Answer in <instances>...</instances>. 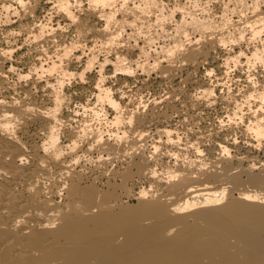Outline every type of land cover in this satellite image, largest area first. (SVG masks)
Here are the masks:
<instances>
[{"label": "bare ground", "instance_id": "1", "mask_svg": "<svg viewBox=\"0 0 264 264\" xmlns=\"http://www.w3.org/2000/svg\"><path fill=\"white\" fill-rule=\"evenodd\" d=\"M36 1L0 0L7 25L31 19L0 36V264H264V0H45V21ZM210 3L219 12L207 14ZM64 28L82 40L66 42ZM27 43L37 57L19 69ZM204 64L210 84L181 79L196 86L188 108L210 109L233 72L245 85L219 97L216 129L192 128L185 141L159 127L174 94L143 113L142 100L128 108L124 87L107 84L138 71L173 81ZM92 70L94 101L80 106L106 130L63 115L65 90L89 84Z\"/></svg>", "mask_w": 264, "mask_h": 264}, {"label": "rangeland", "instance_id": "2", "mask_svg": "<svg viewBox=\"0 0 264 264\" xmlns=\"http://www.w3.org/2000/svg\"><path fill=\"white\" fill-rule=\"evenodd\" d=\"M164 3H169V5H172L173 3H177L178 1V4L182 6L184 5L186 8H190V4L193 2L192 0H163ZM168 1V2H167ZM196 4H203V0H199L201 1V3L196 0ZM46 1L45 0H38L36 1L35 3V8H34V13H33V17L34 18H38L40 19L41 21H45L48 19L49 15L47 14L46 11H48V7L50 6V4L48 3H45ZM189 2V3H188ZM40 5V6H39ZM210 5V6H209ZM215 5V6H214ZM209 8H208V7ZM213 6L215 7V9L213 8ZM219 5L217 4H206V13L208 11V9H210L209 15L211 14H214V13H217L219 12L218 7ZM212 8V9H211ZM217 8V9H216ZM217 10V11H216ZM215 11V12H214ZM214 12V13H213ZM2 13V14H1ZM198 15L200 13L196 12ZM4 13L1 11L0 9V36L1 37H4V34L5 32L4 31H7L10 27H17L19 25V23H23V22H27L28 20L30 21L31 19L29 18L28 20H23L22 22V19L21 20H17V19H14L15 20V23L13 22L12 25H7L5 22H4V18H3V15ZM79 17H82L83 14L79 13ZM3 15V16H2ZM35 15V16H34ZM32 17V19H33ZM55 18V19H54ZM54 20L53 21H56V20H61L58 16H54ZM3 20V22L5 23V26H4V23L2 24L1 21ZM18 21V22H17ZM28 21V22H29ZM92 21L88 22L89 24L87 25H96V23H91ZM64 22H61V25H64L63 24ZM7 30H6V29ZM69 30V31H68ZM90 37V35H87ZM22 37V36H21ZM87 37V38H89ZM23 38V37H22ZM62 38L64 40H66V42H69L73 39L77 40L79 39L78 37H76V34L73 32L72 29H63V32H62ZM86 38V39H87ZM21 40V39H20ZM74 40V41H75ZM80 41L82 39H79ZM162 40H158L156 41V43L153 45V49L155 47L160 46ZM157 44V45H156ZM156 45V46H155ZM32 47V50L30 48ZM151 48V49H152ZM34 45L30 43H27L25 44L24 46H21V45H18L17 46V49L18 51H16V57L17 56H20L21 54H23L22 56V61L20 63V66L18 67L19 69L23 68V67H28V66H31V64H33V62H35L36 60V52L34 51ZM214 56H218V54H213ZM24 57V58H23ZM135 58V57H133ZM28 59V60H27ZM220 60V59H219ZM23 63V65H22ZM80 66V67H79ZM82 63H78V62H73L71 64V68L72 69H75V70H80L82 67ZM203 65H201V68L200 70H197L195 72V70L193 71V68L190 67L189 65H184L182 70L180 72L177 73V75L175 76V79L173 81H166V80H163L161 79L160 77L156 76V73H152L150 74L149 76L147 75H142L140 74L139 75V72L138 71V74L135 76V77H132V78H124V77H116V76H113L110 80L107 81V84L110 85L114 90H116L118 87L120 86H123L124 87V90L125 92L128 94V96L126 98H124L125 101H127V106L128 108H132L133 106L131 104L133 103H136L138 101H141L143 102V105L144 106V109H143V113H148L150 112L149 110L152 109V106L150 107L151 103L154 99H159L161 97V99H164L168 93L169 94H174L173 96V102L172 104L170 105V107H167L165 106L164 104H162L161 106H159V110L163 113L166 114V116L170 115V118L168 117L167 120H165L164 122L162 123H157L159 124V127H163V126H166V127H171L173 128L175 131L177 130V133L179 135V137L181 138V140L185 141L186 139L191 138V132H188L190 131L192 128L194 129L195 133H197V135L199 133H201V131L203 132L204 129H205V134L211 132L213 129H216V124L219 120V117L220 116H223L224 114L222 113V111L220 112V101H219V97L220 96H227L228 98H230L231 96L230 95H234V94H237L238 91L239 92H242L243 91V84L241 81H239V78H236L239 74L238 72H233L231 73V76L233 75V77H231V80L229 81L230 83L227 84V90L224 91L223 89H217V91H215V95L217 96V101L215 103V105H213L210 109L208 110H202V109H193L191 108V106L188 108V104H184V101L186 100V95L188 94H192L195 92L194 89H196V86L194 85H188V84H182V78L188 76L190 77L191 79L193 80H203L205 82V84L209 83V80H214L212 78V75H210L209 77L207 76H202V73H203V68H208V65L207 64H204V66L202 67ZM187 71H186V69ZM108 71H111V67H108L107 68ZM180 74V75H179ZM88 79L87 81L89 82L88 83H85L83 85H77V84H71L66 90L65 92H67V94H69V96L71 95V100L72 102L70 103L69 106L65 107L63 109V115L66 117V119H70L71 121L69 122L70 126H80V124H83V123H87L89 125H92L91 128H102L104 130H106V128L108 129L109 125H105V121L102 120V117H101V120H93V117L91 114H85L83 113V108L81 105L87 103V102H90V104H93V95L91 93V83L93 82V79L96 77V71L92 70L91 73L88 74ZM91 77V78H90ZM93 77V78H92ZM143 77V78H142ZM181 77V78H179ZM204 77V78H203ZM201 78V79H200ZM138 79V80H137ZM143 79V80H142ZM180 79V81H179ZM237 79V80H236ZM207 80V81H206ZM234 82H233V81ZM86 81V82H87ZM110 81V82H109ZM143 81V82H142ZM180 83H179V82ZM238 81V82H237ZM114 82V83H113ZM233 82V83H232ZM112 84V85H111ZM122 84V85H121ZM180 84V85H179ZM135 85V86H134ZM239 85V86H238ZM88 86V87H86ZM230 86V87H229ZM141 87L142 88V91H141V94L138 92L137 93V89ZM193 87V88H191ZM228 87L231 89L229 91ZM174 88V89H173ZM180 88V90H179ZM242 88V89H240ZM70 89V90H69ZM90 89V90H89ZM175 89H178V91H176ZM240 89V90H238ZM131 90V91H130ZM174 93H173V91ZM182 90V91H181ZM238 90V91H237ZM71 91V92H70ZM180 91L182 92L180 95H178L177 93ZM232 91V92H231ZM171 92V93H170ZM177 92V93H176ZM227 92H229V94H227ZM231 92V93H230ZM135 93V94H134ZM226 93V95H225ZM233 93V94H232ZM139 94V95H138ZM177 94V95H176ZM115 96L116 97H119L120 94H117L116 95V92H115ZM129 98V99H128ZM142 98V99H141ZM132 99V100H130ZM152 99V100H151ZM133 102V103H131ZM129 101V102H128ZM135 101V102H134ZM148 101V102H147ZM187 101V100H186ZM185 101V103H187ZM182 102V103H181ZM181 103V104H180ZM218 104V105H217ZM125 106V105H123ZM174 106V107H173ZM187 106V107H186ZM150 107V108H149ZM158 109H155V110H158ZM145 110V111H144ZM156 111V112H159ZM164 110V111H163ZM169 110V111H168ZM180 115H179V113ZM219 113V114H218ZM85 114V115H84ZM188 114V115H187ZM91 115V116H90ZM176 115V116H175ZM215 115V116H214ZM172 116V117H171ZM185 116V117H184ZM69 117V118H68ZM84 117V119H83ZM180 117V118H179ZM185 118V119H184ZM210 118V119H209ZM74 119V120H73ZM80 119V120H79ZM84 120V122L82 120ZM89 119V120H88ZM217 119V120H216ZM189 120V121H188ZM86 121V122H85ZM98 121V122H97ZM102 121V122H101ZM212 121V123H211ZM79 122V123H78ZM175 122V123H174ZM216 122V123H215ZM91 123V124H90ZM180 123V124H179ZM193 123V124H192ZM195 123V124H194ZM156 124V123H155ZM163 124V125H162ZM185 124V125H184ZM98 125V127H97ZM192 125V126H191ZM214 125V126H213ZM154 126H151V128H153ZM187 129H186V128ZM189 127V128H188ZM215 127V128H214ZM178 128V129H177ZM199 128V129H197ZM183 129V130H182ZM208 129H210L208 131ZM186 130V131H185ZM206 130L208 132H206ZM224 132H223V131ZM218 134H212L210 137H206V140L204 141V145H205V148H206V151L207 149H209L207 152L208 154L205 152L204 153V158L207 156L210 157L212 154H216L217 153V142L220 140V138L222 139L224 135L227 134V132L225 131V129H221V132L220 130H218ZM234 131V132H233ZM223 132V133H222ZM235 133V134H234ZM150 134H152L150 132ZM233 134V135H232ZM185 135V136H184ZM196 135V136H197ZM208 135V134H207ZM231 135L232 136H236V138L239 139L240 137V133H239V130L235 129V130H231ZM213 141V142H212ZM221 141V140H220ZM207 142V143H206ZM241 142V143H240ZM206 143V144H205ZM237 143L241 146L243 145V141L242 139L240 138L239 140H237ZM237 144V145H238ZM239 145L237 147H239ZM234 149V150H232ZM231 150L233 151V153L235 154H239V153H242V149L240 150V148H231ZM215 151V152H214ZM238 151V152H237ZM206 154V155H205ZM263 153H260V155H262ZM263 156V155H262ZM127 202H125L126 204L128 205H132V204H135L136 200L135 199H130V200H125Z\"/></svg>", "mask_w": 264, "mask_h": 264}]
</instances>
